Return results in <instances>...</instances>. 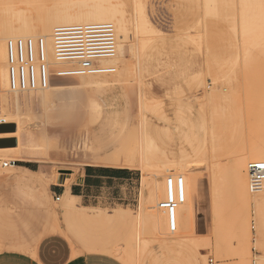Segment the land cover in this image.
Here are the masks:
<instances>
[{"label": "rangeland", "instance_id": "374dc122", "mask_svg": "<svg viewBox=\"0 0 264 264\" xmlns=\"http://www.w3.org/2000/svg\"><path fill=\"white\" fill-rule=\"evenodd\" d=\"M142 1L145 15L157 34L132 36L130 43L133 49L138 52L144 39L152 43L165 40L174 44L172 48L180 47V52L192 56L191 63H195L194 68L192 65L186 66V62L183 63L184 69L189 70L188 77L183 79L174 74L176 68L166 50L154 52L155 55L151 52L149 62L142 59V67L132 54L124 52L116 67L112 65L115 68L112 74L91 75L87 82L57 77L58 80L54 81V84H68L72 89H69V93L53 92L50 97L53 104L47 102L42 105L34 99L30 103L22 100L16 105L14 97H11L10 102L6 94L2 95L6 113L15 114L22 126H34L27 128L21 135L22 145L27 147L23 151V157L34 161L16 162L14 166L3 168L1 163L10 159L0 157V241L16 240L18 237L24 243H34L38 232L43 229L48 219L53 217V212L60 209V202L56 198L61 196L64 187L58 185L53 178L63 181L72 173L83 177L85 168H105L107 165L106 167L115 169H130L133 174L132 183L127 186L120 182L115 188L113 198L103 193L98 195L97 199L81 200V205L104 211L119 208L132 214L142 210V218L134 230L125 225L126 222L108 224L100 221L97 224L94 222L95 225L91 227L84 225L90 223L69 221V224L77 226L75 230L82 238L93 241L98 239L96 242H102L106 247L104 252L92 254L107 255L125 264L116 253H120L129 245L132 246L136 264H205L208 256H212L216 264L221 260L222 264H237L238 259L233 251L234 241L228 233L221 236L224 253L220 254V258L213 249L216 235L215 222L212 224L214 220L211 179L216 171L215 165L223 166L224 169L229 166L231 156H226L224 145L237 151L263 138L264 128L262 129L263 126L259 122L257 111L264 100V73L262 76L260 73L247 75L238 64L232 66L235 63L237 44L234 46L233 55L225 59L226 48L233 36H230V33L226 35L227 28L230 31L228 25L232 21L229 17L231 16L233 25L236 26L239 7L228 12L222 11L212 20L213 15H208L210 18L202 10V0ZM110 2L114 3V0ZM205 19L209 25H206L207 22L205 24ZM205 31L209 32L208 40L211 42L207 44L213 46L211 48L215 58L219 60L214 61L206 53L202 41ZM211 31L214 33H210ZM225 35L226 40L223 39L226 38ZM118 45L125 44L117 39ZM139 55L142 56V53ZM206 61L212 64L213 70L210 68V72H215L210 74V77ZM259 65L261 71L264 70V58L259 61ZM184 69L178 70L180 72ZM197 70L203 72L205 85L202 89L197 88L198 81L189 76ZM211 92L223 98L215 103L214 109H217L212 115V118L217 120L214 144H219V148H213L214 144L212 145L207 137L210 120L205 96ZM91 120L95 123L91 124ZM122 145L123 152L127 154L133 149L131 155L135 163L130 167L124 163L122 151L118 152ZM127 147L132 149L126 150ZM110 156L118 158V161L114 158L111 160ZM103 159H107L109 164L102 163ZM110 162L116 163L112 165ZM140 164L151 170L150 182L158 184V203L166 196L168 176H189L193 179L194 187L189 189L196 197V206H193V210L183 222L176 219L175 233L169 232L168 218L158 207L143 214V209H148L144 206L148 194L145 193L146 198L145 194L143 195L145 188ZM19 166L29 167L32 172L16 168ZM41 169H45L47 177L40 172ZM34 171L36 173H33ZM229 172L223 171L222 174V177H225L223 190L227 198L223 208L232 212L242 205H239L240 201L236 202L237 194ZM150 195L152 194L149 190L147 204L152 201L150 198L153 196ZM179 209L181 211V206ZM249 210L250 208L247 215L250 230L248 245L249 262L252 264L259 255V246L253 241L256 226ZM57 218L61 228L66 230L68 222L60 214ZM129 231L134 234L132 239L127 237ZM65 238L75 246L79 255L87 253L79 238L68 234ZM135 241H139L137 247ZM142 244H145L143 249Z\"/></svg>", "mask_w": 264, "mask_h": 264}, {"label": "bare ground", "instance_id": "6f19581e", "mask_svg": "<svg viewBox=\"0 0 264 264\" xmlns=\"http://www.w3.org/2000/svg\"><path fill=\"white\" fill-rule=\"evenodd\" d=\"M263 1L264 0H202V5H203L202 10H204L207 16L213 15L214 17L215 15L217 16V14L222 11L228 12V11L234 10V8L236 7H239V13H238L239 16L237 15L238 19L236 21L237 23L236 26L233 25L234 20L231 18V16L230 17L228 16L232 21L228 25L230 31L227 28L229 32L226 30V32L228 33L226 35H229L230 33V36L231 35L233 36H231L232 39H231L230 45L226 48L225 59L233 55L234 46H236L237 44L238 49L236 51L237 54L235 55V63H233L232 66H235L238 64L240 66V69L244 71V74H247V75L249 74L258 75L260 73L262 76L264 73V70L261 71V67H260L261 65H259V61L264 58V4H262ZM144 7L145 6L142 0H114V3H111L110 0H0V126L5 129L10 128L11 125L13 126L12 130L0 133V139L14 141L13 145L11 146L5 145V146L0 147V157L10 159L8 162H33L34 161V160L23 157V151L27 147L22 145V141H21V135L25 133L27 128L34 127V126L33 125L22 126V124L17 119L15 114L6 113L3 108V104H2L3 103L2 95L6 94L10 102H11L10 100L11 97H14L13 101L14 103H16V105H18V103L22 100L30 103L34 99L38 101L40 104L45 105V103L47 102H50L53 104V101L50 99L53 92L63 91L65 93H69L68 91H71L69 89L70 88L72 89L71 85H68V84H62V83L54 84V81L58 79L56 76L53 75V77H51L49 86L45 90L34 91V92H23V93L10 91L9 86H8L6 49H5L6 42L9 39L28 38V37L43 38L46 43L47 61L50 64V69L52 71H55L60 67V65L57 64L54 60L53 46H52V33L56 27L66 26V25L110 23L114 27L116 38L125 45L124 46L118 45L117 46L118 56L114 57L111 60L102 61L104 65H111V66L113 65L114 67H116L118 60L121 58L123 53L126 52V53L132 54V56L137 59L138 65L141 66V62L143 58H144V61L147 60V62H149V58L152 56L151 52L153 55H155L154 52L159 53V52L166 50V53L170 54L171 62L176 68L174 71V74L178 76L179 78L182 77L183 79L188 77L189 70L184 69L185 67L182 64L186 62L188 63L186 64V66L189 67L190 65H192L191 67H193L195 63H191L193 61L192 56L187 55V53L184 55L182 52H180V49H179L180 47L172 48L174 44L168 41H165V40H156L152 43L148 39H144L141 42L138 52L137 50L133 49V46L130 43V39L132 36H136V35L153 36L157 34L156 30L152 27V25L150 24L149 20L147 19L145 15ZM237 12H238V8H237ZM213 17L212 18L210 17V18L213 20L215 19V17L214 18ZM206 20L207 19H205V24L207 22ZM206 25H209L208 22ZM207 32L205 31V38L203 37V40H202L204 41V47H205L206 53L207 55L211 56V58L214 61L219 60L215 58L214 51L211 48L213 46H208V44H210L211 42L208 40L210 36L208 35L209 32L208 33ZM212 32L213 31H211L210 33ZM223 39L226 40L227 36L226 38H223ZM183 51H186V50H183ZM141 53H142V56L139 55ZM141 67H139V69H141ZM145 67L146 66H144V68ZM179 68H183L184 70H181L179 72L178 70ZM206 68L208 70V73L210 72V68L213 70L212 64H209L208 61H206ZM213 72L214 71H212V73ZM212 73L211 72L209 73V77H210V74ZM217 73L215 75H217ZM189 76L192 79L197 80L198 81L197 88L202 89V87L205 85L204 80H203L204 79L203 72L201 70H197V71L190 73ZM89 77L90 76H78V77H69V78H73V80L76 82H80V81L87 82ZM199 94L201 93L199 92ZM220 100H223V98H220L219 95L213 92L207 93L205 96V103L209 110L208 112H209V120H210L209 121L210 122L209 123V133L207 137L209 138L212 145L214 144V136H215V131L217 129L216 128L217 120L215 118L213 119L212 115H213V112H215V110L217 109V108L214 109L215 103H217ZM263 101L259 105V108L257 111L258 114L256 113L258 116L259 122L261 123V126H263L262 129L264 128V102ZM93 106H95V103ZM92 121L93 120L89 122L91 124L95 123V121L94 122ZM35 133L37 134L36 131ZM38 141L40 140L38 139ZM149 141L151 142L150 139ZM144 142L146 143V141ZM150 142H149V146H150ZM44 143H47V142H44ZM142 143L143 142H141V145ZM5 144H9V142ZM214 146L215 148H219V144L216 145L215 143L213 145V148ZM130 147H127L126 150L130 149ZM121 148L122 149L119 148L120 150L118 152L122 151V153L124 154L123 157H125L124 163H126V165H129L130 167L131 164L135 163L134 158L131 155L132 154L131 151L133 149L131 148L132 150L130 149L131 150L129 151L130 153L127 154L123 152L124 151L123 145ZM224 148H225L226 156L227 155L231 156V159L228 164L229 166L228 165H227L228 167L225 166V168L227 169L226 170L224 169L223 166L215 165L216 171L211 179L212 216L214 220L212 221L213 222L212 224H214L215 222L214 233L216 235L213 249L217 257L220 258V254L224 253L221 236L223 237L226 233H228L232 237L231 238L233 239L232 241H234L233 251H234L235 256L238 259L237 264H250L249 245H248L250 230L248 226L249 217L247 216L248 208H250L249 211L253 215L252 220H254L255 222L254 224L256 226L255 227L256 229L254 231L255 239H253V241H256V243L259 246V255L256 257L255 260L252 261V264H264V193H260V194L250 193L249 186H248V179L245 173L246 165L248 162L258 161V160L264 161V136L262 139H259V141L252 142L251 144L243 148H240L237 151H233V148L226 147V145H224ZM118 152L117 154L120 155V153ZM110 157H111V160H113L112 158L114 157L113 156H110ZM114 160L118 161V158L116 159L115 157ZM8 162L6 161L2 162L1 167H3V164H7ZM104 162H107L109 164V161L107 159H103L102 163ZM116 162L111 163V164L114 165ZM140 167L143 172L142 182L145 188L143 195L147 193L148 199H149V190H150L152 194L150 196L151 197L153 196L152 198H150L152 199V201L150 200L151 204L150 203L147 204L149 202L147 201L148 199H146V203L144 202V206L148 207V209L147 208L143 209V214H144V213H149L150 211H153L154 209L158 207L157 200H158L159 194L157 191L158 184L151 183L149 180V177H150L149 173L151 172V170L144 168L141 164H140ZM16 168L22 169V167L20 166ZM228 170L230 171L228 174H230L231 176V181H233L231 183L234 184V189H235L234 191L237 194V195L235 194L234 195L236 196L237 199H239V200L236 199V202L240 201L239 205L240 204L242 205V207L237 208L239 210L236 209V210H233L232 212L231 210L230 212H228L227 209L224 210L223 208V204H225L224 202L225 200H227V198L223 190L225 177L223 178L222 174H223V171L228 172ZM24 171L28 172V170H25V169ZM186 181L188 183H186ZM183 182H184V189H185V194H186V202L183 205H181L183 212H182V209L181 211L180 209L178 210L176 219L179 222H183V220L186 219V216H188L190 212L193 210L192 209L193 206H196L195 205L196 197L194 193L192 192V190L189 189L191 187L192 188L194 187L193 179L188 176L187 178H183ZM188 185H191V186L188 187ZM146 197L147 196L145 194V198ZM57 201L60 202L59 211L57 210L56 212H53V215H52L53 217H50L48 221L46 222L45 226L43 227V229L38 232L39 235L36 236L37 239L36 237H34V239H36L34 243H36L44 235L59 234L65 237L68 234V236L70 235L71 237H74L76 239L79 238V241L83 246V249L87 253H90V254L101 253L106 250V247L104 246V244L102 242H101L102 244L100 242L99 243L96 242V241H99L98 239H96V241L95 240L93 241L85 237H84L85 239L82 238L78 234V232L75 230V227L77 226L74 227L73 224L72 225L69 224V221H71V223H75V222L83 223V224L90 223V224H84V225H90L91 227L93 226L94 222L95 224H97V222H100V221L108 222V224H111L114 222L116 223L126 222L125 225L132 227V229L134 230L138 222H140L142 218L141 216L142 210H140V212H136L135 214H132L130 213V211H125L119 208L111 210V211H107V210L104 211L103 209H99V208L84 207L81 205L80 199L78 197L72 196L69 193H66L63 196H60ZM87 212H92L94 214L88 215ZM59 214L64 220L68 222V225L66 224L67 225L66 230H63L61 228L59 219L57 218ZM146 215L148 214H145V216ZM188 220H189V217L187 221ZM226 221L228 222L225 223ZM86 228L89 230L88 227ZM86 228L84 229L87 231ZM87 232H89L90 234V230ZM91 237L92 236H90V238ZM127 237L129 239H132L134 237V234L130 233L129 231ZM94 238L92 237V239ZM135 242H136L135 247H137L139 245L137 244V242L139 241H135ZM144 245L145 244L141 245V249L144 248L143 247ZM125 247L126 248H123L122 251H120V253H116L118 254L119 259L125 264H136L135 263L136 259L133 256L132 246L128 245ZM72 249H73V256H76L77 254H79L74 245L72 246ZM221 261L219 262V264H222ZM192 264H195V263H192Z\"/></svg>", "mask_w": 264, "mask_h": 264}, {"label": "built area", "instance_id": "2783aa9c", "mask_svg": "<svg viewBox=\"0 0 264 264\" xmlns=\"http://www.w3.org/2000/svg\"><path fill=\"white\" fill-rule=\"evenodd\" d=\"M54 60L60 67L52 71L47 61L46 43L41 37L16 38L6 42V64L8 86L12 92H34L45 90L51 77H78L112 74L115 68L102 61L116 55L117 38L110 23L58 26L52 33ZM8 162L3 167L16 165ZM251 194L264 193V161H251L245 170ZM165 198L158 209L168 218V230H177L176 213L186 202L183 177L168 176ZM58 200V198H57ZM205 264H216L212 256Z\"/></svg>", "mask_w": 264, "mask_h": 264}, {"label": "crops", "instance_id": "0c3cea01", "mask_svg": "<svg viewBox=\"0 0 264 264\" xmlns=\"http://www.w3.org/2000/svg\"><path fill=\"white\" fill-rule=\"evenodd\" d=\"M28 168L22 167L23 170L32 172V169ZM40 172L45 177L48 176L45 169ZM132 175L130 169L87 167L83 171V177L72 173L63 181L54 178L53 180L64 187L61 196L69 193L78 197L81 203V200L86 198L97 199L98 195L103 193L113 198L117 185L120 182L130 185ZM0 245V264H121L116 259L102 254L86 253L73 256L71 244L59 234L44 235L36 243H24L16 237V240H1Z\"/></svg>", "mask_w": 264, "mask_h": 264}, {"label": "water", "instance_id": "95a60500", "mask_svg": "<svg viewBox=\"0 0 264 264\" xmlns=\"http://www.w3.org/2000/svg\"><path fill=\"white\" fill-rule=\"evenodd\" d=\"M12 129H13V126H12V125H11V127L8 128V129H5V128H3V127L0 126V133L6 132V131H10V130H12ZM7 142H9V144H5V143H7ZM13 143H14L13 140H4V139H0V147L5 146V145H7V146H11V145H13Z\"/></svg>", "mask_w": 264, "mask_h": 264}, {"label": "trees", "instance_id": "16d2710c", "mask_svg": "<svg viewBox=\"0 0 264 264\" xmlns=\"http://www.w3.org/2000/svg\"><path fill=\"white\" fill-rule=\"evenodd\" d=\"M28 167V166H27Z\"/></svg>", "mask_w": 264, "mask_h": 264}]
</instances>
